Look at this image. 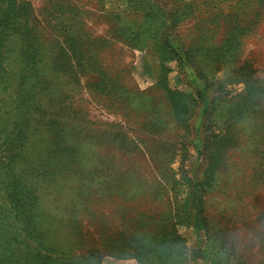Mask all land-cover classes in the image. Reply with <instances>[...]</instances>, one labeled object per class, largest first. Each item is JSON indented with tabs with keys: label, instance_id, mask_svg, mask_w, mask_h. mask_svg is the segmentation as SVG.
<instances>
[{
	"label": "rangeland",
	"instance_id": "374dc122",
	"mask_svg": "<svg viewBox=\"0 0 264 264\" xmlns=\"http://www.w3.org/2000/svg\"><path fill=\"white\" fill-rule=\"evenodd\" d=\"M0 264H264V0H0Z\"/></svg>",
	"mask_w": 264,
	"mask_h": 264
},
{
	"label": "trees",
	"instance_id": "16d2710c",
	"mask_svg": "<svg viewBox=\"0 0 264 264\" xmlns=\"http://www.w3.org/2000/svg\"><path fill=\"white\" fill-rule=\"evenodd\" d=\"M168 98H169V96H168ZM170 103H171V101H170Z\"/></svg>",
	"mask_w": 264,
	"mask_h": 264
}]
</instances>
